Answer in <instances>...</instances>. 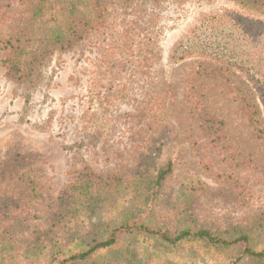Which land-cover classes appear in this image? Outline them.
Listing matches in <instances>:
<instances>
[{"label": "rangeland", "instance_id": "rangeland-1", "mask_svg": "<svg viewBox=\"0 0 264 264\" xmlns=\"http://www.w3.org/2000/svg\"><path fill=\"white\" fill-rule=\"evenodd\" d=\"M103 3L105 29L71 50L52 53L38 78L14 83L0 66V218L5 226L22 231L25 226L12 222L26 219V225L47 228L75 173L87 167L94 174L127 179L151 151L156 163L173 166L157 202V221L165 228L174 226L163 209L189 178L206 185L193 203L198 221L225 227L264 209V119L255 93L237 72L193 77L190 59L174 65L167 60L173 45L202 15L241 12L236 3ZM20 12L19 0H0V42L14 34ZM247 52L252 54L249 48ZM251 109L254 125L248 122ZM214 120L221 127L212 142L202 125ZM17 170L27 173L35 199L18 194ZM222 175L247 190L246 206L223 197ZM229 257L227 251L186 243L154 260L229 264ZM3 263L39 264L20 255Z\"/></svg>", "mask_w": 264, "mask_h": 264}, {"label": "trees", "instance_id": "trees-1", "mask_svg": "<svg viewBox=\"0 0 264 264\" xmlns=\"http://www.w3.org/2000/svg\"><path fill=\"white\" fill-rule=\"evenodd\" d=\"M232 1L241 12L202 15L173 45L168 64L190 59L193 77L239 73L255 93L264 119V3ZM19 3L14 34L0 42V66L14 83L38 78L52 53L71 50L92 32L105 29L103 0ZM254 46L255 51L251 49ZM248 114L249 124L254 125L255 111ZM202 126L213 142L221 124L204 121ZM151 152L141 158L127 179L118 174H94L87 167L75 173L60 193L45 229L18 219L12 222L14 226L26 228L13 232L0 218V264L18 255L39 264H149L148 260L174 264L154 259L186 243L227 251L229 264H264V209L225 227L198 221L192 214L193 203L206 185L197 179L183 183L173 203H166L163 209L173 220V229L159 224L158 197L173 166L171 162L159 165ZM14 173L20 181L18 194L29 201L35 199L37 192L29 188L27 173ZM221 179L226 186L223 197L239 207L246 206L247 190L231 176L222 175ZM23 184L27 186L22 188Z\"/></svg>", "mask_w": 264, "mask_h": 264}]
</instances>
